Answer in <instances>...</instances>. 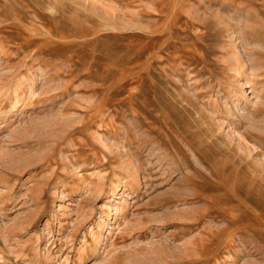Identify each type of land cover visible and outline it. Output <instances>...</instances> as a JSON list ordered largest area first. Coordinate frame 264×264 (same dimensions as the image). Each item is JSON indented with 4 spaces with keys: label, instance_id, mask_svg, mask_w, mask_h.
Masks as SVG:
<instances>
[{
    "label": "rangeland",
    "instance_id": "obj_1",
    "mask_svg": "<svg viewBox=\"0 0 264 264\" xmlns=\"http://www.w3.org/2000/svg\"><path fill=\"white\" fill-rule=\"evenodd\" d=\"M0 264H264V0H0Z\"/></svg>",
    "mask_w": 264,
    "mask_h": 264
}]
</instances>
